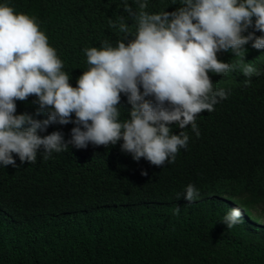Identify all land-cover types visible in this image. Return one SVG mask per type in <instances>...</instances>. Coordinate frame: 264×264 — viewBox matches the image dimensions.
I'll return each mask as SVG.
<instances>
[{
    "label": "trees",
    "instance_id": "trees-1",
    "mask_svg": "<svg viewBox=\"0 0 264 264\" xmlns=\"http://www.w3.org/2000/svg\"><path fill=\"white\" fill-rule=\"evenodd\" d=\"M5 3L35 19L73 87L89 67L85 48L105 40L115 47L124 38L110 21L118 25L123 17L135 31L125 0H0ZM126 3L139 11L135 0ZM147 4L150 14L182 6L181 0ZM243 48V63L260 75L208 73L214 91L224 89L228 97L196 116L199 137L191 125L183 129L188 146L174 163L136 161L120 140L82 149L69 143L47 159L41 148L35 163L13 154L17 167L0 165V264H264V49L252 41ZM217 58L236 64L242 57L229 50ZM36 100H17L16 114L47 119ZM130 110L121 93L119 119ZM75 126L50 123L38 134L59 131L68 142ZM170 127L173 134L182 131L175 123ZM189 184L200 192L191 203L177 198ZM233 207L243 218L229 229L221 220Z\"/></svg>",
    "mask_w": 264,
    "mask_h": 264
},
{
    "label": "clouds",
    "instance_id": "clouds-1",
    "mask_svg": "<svg viewBox=\"0 0 264 264\" xmlns=\"http://www.w3.org/2000/svg\"><path fill=\"white\" fill-rule=\"evenodd\" d=\"M135 2L138 12L126 0L124 8L135 21V31L123 17L118 25L110 21L124 38L115 47L105 40L99 48L83 50L89 67L76 87L35 19L0 4V165L17 167L13 154L21 163H35L41 148L47 159L53 152L68 150L69 143L82 149L89 143L108 146L120 140L121 150L136 161L144 158L156 167L174 163L179 150L188 146L183 129L191 125L199 137L196 116L213 111L219 100L228 97L224 89L214 91L208 73L224 75L239 69L249 78L260 75L243 63L242 53L249 41L253 48L264 49V35H254L264 33V0H181L176 11L151 14L145 11L147 0ZM250 27L254 32L243 35ZM229 50L242 57L236 64L217 58L218 52ZM121 93L131 105L123 121ZM32 95L40 110L48 113L42 122L16 114L15 102ZM145 97H153L155 103ZM70 122L76 126L68 142L59 131L38 134L50 123ZM173 123L182 129L179 134L172 133ZM181 197L191 203L200 192L189 184L177 194ZM179 211L177 207L175 213ZM242 218V210L233 207L221 221L230 229Z\"/></svg>",
    "mask_w": 264,
    "mask_h": 264
}]
</instances>
